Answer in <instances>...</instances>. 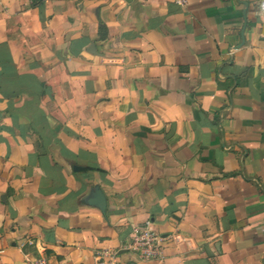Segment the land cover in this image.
<instances>
[{
	"label": "crops",
	"instance_id": "0c3cea01",
	"mask_svg": "<svg viewBox=\"0 0 264 264\" xmlns=\"http://www.w3.org/2000/svg\"><path fill=\"white\" fill-rule=\"evenodd\" d=\"M261 1L0 0V264H264Z\"/></svg>",
	"mask_w": 264,
	"mask_h": 264
},
{
	"label": "built area",
	"instance_id": "2783aa9c",
	"mask_svg": "<svg viewBox=\"0 0 264 264\" xmlns=\"http://www.w3.org/2000/svg\"><path fill=\"white\" fill-rule=\"evenodd\" d=\"M180 4H186V0H176ZM264 11V0L261 1ZM163 238L152 226V221L147 220L142 227L135 229L127 248L137 255L141 260L149 261L159 257L163 253ZM115 258V253L104 251L98 255L95 264H111ZM32 264H49L45 257L36 258Z\"/></svg>",
	"mask_w": 264,
	"mask_h": 264
},
{
	"label": "water",
	"instance_id": "95a60500",
	"mask_svg": "<svg viewBox=\"0 0 264 264\" xmlns=\"http://www.w3.org/2000/svg\"><path fill=\"white\" fill-rule=\"evenodd\" d=\"M95 205L100 207L103 211L106 207V199L102 191L97 190V193L95 195V202H93Z\"/></svg>",
	"mask_w": 264,
	"mask_h": 264
},
{
	"label": "trees",
	"instance_id": "16d2710c",
	"mask_svg": "<svg viewBox=\"0 0 264 264\" xmlns=\"http://www.w3.org/2000/svg\"><path fill=\"white\" fill-rule=\"evenodd\" d=\"M39 1H41V0H34L35 4H37Z\"/></svg>",
	"mask_w": 264,
	"mask_h": 264
}]
</instances>
